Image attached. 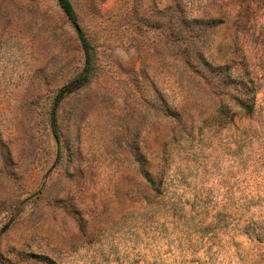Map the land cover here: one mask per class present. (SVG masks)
Returning <instances> with one entry per match:
<instances>
[{
	"label": "rangeland",
	"instance_id": "obj_1",
	"mask_svg": "<svg viewBox=\"0 0 264 264\" xmlns=\"http://www.w3.org/2000/svg\"><path fill=\"white\" fill-rule=\"evenodd\" d=\"M72 2L81 86L57 1L0 0V264H264V0Z\"/></svg>",
	"mask_w": 264,
	"mask_h": 264
},
{
	"label": "trees",
	"instance_id": "obj_2",
	"mask_svg": "<svg viewBox=\"0 0 264 264\" xmlns=\"http://www.w3.org/2000/svg\"><path fill=\"white\" fill-rule=\"evenodd\" d=\"M58 6L62 10V12L65 14L66 18L69 20L71 25L73 26L77 38L80 42V45L82 47L83 53H84V66L83 70L76 79L77 85L81 86L85 84L86 82L89 81L90 73H91V64H92V58H93V48L91 46L90 40L88 36L86 35L83 27L81 26L79 20H78V15L75 9V6L72 2V0H56ZM70 86L67 85V87L61 89L59 93V97H62L64 93L69 92ZM239 106H243L241 102H237ZM53 129L54 125H53ZM55 136H57L55 134ZM147 182H149L151 185L155 186V181L149 177V175L145 174Z\"/></svg>",
	"mask_w": 264,
	"mask_h": 264
}]
</instances>
